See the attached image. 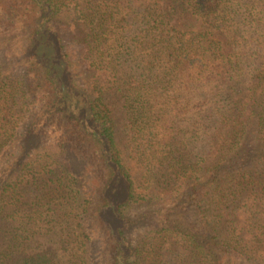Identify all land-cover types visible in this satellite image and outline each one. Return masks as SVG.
Masks as SVG:
<instances>
[{
    "label": "trees",
    "instance_id": "trees-1",
    "mask_svg": "<svg viewBox=\"0 0 264 264\" xmlns=\"http://www.w3.org/2000/svg\"><path fill=\"white\" fill-rule=\"evenodd\" d=\"M0 264H264V0H0Z\"/></svg>",
    "mask_w": 264,
    "mask_h": 264
}]
</instances>
